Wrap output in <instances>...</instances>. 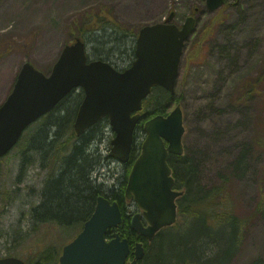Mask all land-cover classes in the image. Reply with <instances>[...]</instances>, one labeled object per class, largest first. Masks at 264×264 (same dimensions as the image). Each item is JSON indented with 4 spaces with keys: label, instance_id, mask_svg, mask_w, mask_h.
Listing matches in <instances>:
<instances>
[{
    "label": "rangeland",
    "instance_id": "rangeland-1",
    "mask_svg": "<svg viewBox=\"0 0 264 264\" xmlns=\"http://www.w3.org/2000/svg\"><path fill=\"white\" fill-rule=\"evenodd\" d=\"M96 11L110 16L125 30L136 31L165 20L170 13L171 22L177 25L189 15L195 18L194 31L180 59L175 93L165 103L168 112L176 105L181 108V158L195 167V181L191 192L184 183L175 182V188L183 191L177 200L182 212L170 230L161 231V244L154 248L158 235L146 241L149 251L161 250L159 255L168 261L171 257L198 259L200 251H191L190 243L207 231L209 223L217 221L212 219L215 216L221 219L216 222L214 238L221 243L219 259L223 261L235 224L226 215H232L239 222L241 235L227 264H264V83L253 81L262 75L264 66V0H225L213 11L206 0H0V103L25 61L48 75L63 47L74 42L80 25L87 22L86 27L89 15ZM199 39L202 53L193 56L191 49ZM84 40L90 58H101L118 70L134 60L128 48L130 40L126 52L114 55L108 52L109 46H93ZM246 81L249 84L244 89L252 83L254 87L240 99L244 90L237 87ZM63 105L71 106V102ZM41 122L30 125L18 146L0 159V257L36 260L47 245L59 257L63 245L81 229L35 224L31 219V209L41 201L46 170L36 158L20 164L24 139ZM106 123L98 124L101 138L96 146L101 159L92 175L102 185L101 194L119 191L126 184L129 168L108 156L113 132ZM144 137L143 130L136 129L137 147ZM172 159L175 169L177 161ZM126 203L135 208L130 201ZM205 215L211 216L209 222ZM214 258L205 250L197 264L221 261Z\"/></svg>",
    "mask_w": 264,
    "mask_h": 264
},
{
    "label": "water",
    "instance_id": "water-1",
    "mask_svg": "<svg viewBox=\"0 0 264 264\" xmlns=\"http://www.w3.org/2000/svg\"><path fill=\"white\" fill-rule=\"evenodd\" d=\"M223 3L224 0H206L210 11ZM172 16L170 13L166 21L139 29L134 60L123 71L103 60H89L79 38L63 47L48 75L29 62L24 63L13 90L0 106V157L16 144L30 123L79 87L83 98L73 122L75 133L81 135L106 117L114 133L108 155L127 163L142 101L156 86L174 93L185 41L195 27L193 16L180 26L169 23ZM143 130L145 139L131 165L125 196L133 198L142 211L131 217V229L150 241L161 228L172 226L177 219L176 200L182 191L173 188L174 178L167 162L169 154L181 155L184 151L180 106L176 105L166 116L158 114L146 120ZM121 222L118 203L99 195L81 231L62 247L58 264H126L129 243L117 231ZM107 231H111L110 238L106 237ZM143 255L144 247L137 242L128 264H137ZM0 264L26 263L8 256L0 258Z\"/></svg>",
    "mask_w": 264,
    "mask_h": 264
},
{
    "label": "trees",
    "instance_id": "trees-1",
    "mask_svg": "<svg viewBox=\"0 0 264 264\" xmlns=\"http://www.w3.org/2000/svg\"><path fill=\"white\" fill-rule=\"evenodd\" d=\"M88 19L89 23L86 27L83 26H85L87 22H83L79 27V36L81 37L84 34L81 38L87 39V43H91L93 46L98 44L99 47L109 46L110 51L108 52L112 55L126 52L129 48L131 55H133L134 40L137 37L138 31L125 30L119 26L116 21L112 20L110 16L98 11L90 14ZM129 40L131 42L126 49ZM200 41L201 39H199L191 49V55L196 56L202 53ZM93 48L94 47H92V49ZM92 52L94 53V50H92ZM253 81L256 83H264V66L262 75L258 76L257 79ZM248 84L249 82L246 81L237 87L244 90L240 99L252 93L251 88L254 87L252 86L254 83L244 89ZM172 98L173 95L162 87H155L150 97L143 101L141 118L138 121L136 129H142L144 121L154 115L167 114L166 104H168L167 102L171 101ZM81 99L82 92L74 94V91H71L58 103L53 112L41 118V125L36 127L35 131H32L28 138L24 139V148L22 151L24 158L20 166L36 158L40 162V166L46 170L45 179L40 191L41 201L30 211L31 219L35 224L53 223L62 228L64 226H80L81 228L83 222L87 220L93 212L96 197L101 194L102 185L97 184L92 177L101 159L96 146L101 138V129L98 127L100 121L80 136L75 134L72 126ZM67 101L71 102V106L63 105ZM103 122L106 123L107 121L103 120ZM136 129L134 136L136 134ZM137 152L138 147L133 143L130 159L126 164L127 166L130 167L132 161L137 156ZM174 158H176L177 161L174 169L176 176L175 182L177 185H179L180 182L184 183L187 189H189V192H191V187L195 181V167H193L190 161L185 157ZM170 163H173L172 158L170 159ZM128 171L129 168L127 169V173ZM124 187L125 183L121 185L119 191H113L103 195L111 201L116 200L122 207ZM217 191L218 190L213 193L214 196L218 193ZM181 212L182 207L180 206L178 214ZM122 213L123 222L119 227L120 235L126 237L130 243H133L134 240L139 239V236L130 229L129 218L125 216L124 210H122ZM262 214L264 216V213ZM226 216L235 223L234 226H232L233 229L230 231L231 237L227 243L229 250L227 251L226 257H224L223 261L219 259V252L222 246L220 241L214 238V232L217 227L216 222L221 219L214 216L212 219L217 221H214V224L209 223L207 231L199 234L190 243L189 249L191 251H196L197 253L200 251L198 259L201 258L202 252L205 250L212 253L215 257L214 259L221 260L215 262V264H227L232 257L239 243L241 228L237 218L232 215ZM197 217H200V215H197ZM203 218L209 222L211 216L205 215ZM163 232L158 233V240L155 241L154 248L155 244H161L162 240L160 239L163 236ZM145 246L146 256L144 258V264H194L199 261L198 259L183 260L178 257H174V259L171 257L172 261L170 259L168 261L166 257L162 258L159 255L161 250L156 251V249H154L153 252H151L146 244ZM53 253L51 247L47 245V247L40 252L38 259L26 261L28 264H57L58 256ZM58 253H60V251ZM206 264L208 263L206 262Z\"/></svg>",
    "mask_w": 264,
    "mask_h": 264
},
{
    "label": "flooded vegetation",
    "instance_id": "flooded-vegetation-1",
    "mask_svg": "<svg viewBox=\"0 0 264 264\" xmlns=\"http://www.w3.org/2000/svg\"><path fill=\"white\" fill-rule=\"evenodd\" d=\"M19 71H20V69L16 72V74H15V77H14V82H13V85H14V83H15V80H16V78H17V75H18V73H19ZM13 85H12V87H11V89L9 90V92H8V94L10 93V91L12 90V88H13ZM7 94V95H8ZM7 97V96H6ZM4 101V100H3ZM2 101V102H3ZM1 102V103H2ZM0 103V104H1ZM174 157H182V156H176V155H173V154H171V155H169V160H168V163H169V166L171 167V169H172V175H173V177H174V179H175V174H174V168H173V166H172V164L170 163V159L171 158H174ZM174 187H175V183H174ZM126 201H130L131 203H133L134 204V202H133V200L132 199H127L126 198V196H125V194L123 195V198H122V203H123V205H122V210H124V214H125V216H127L128 218H130V216H132V215H134L135 213H140L141 214V210L135 205V208L134 209H131L130 208V205L129 204H127L126 203ZM141 220H142V222H143V224L144 225H146V222L141 218ZM119 227L120 226H118V228H117V230H119ZM131 229V228H130ZM166 228H164V229H162V230H165ZM132 230V229H131ZM161 230V231H162ZM133 231V230H132ZM134 232V231H133ZM159 233V232H158ZM158 233L152 238V240L151 241H153L154 239H155V237L158 235ZM137 235V234H136ZM137 236H139V239L137 240H134L133 241V243L131 242H129V245H130V248H129V253H128V259H127V261L129 262V261H131L132 259H133V251H134V246H135V244L140 240L141 242H143V247L144 248H146V246H145V244L147 245V242H149V241H147V239H145V238H143V237H141L140 235H137ZM147 241V242H146ZM145 250V249H144Z\"/></svg>",
    "mask_w": 264,
    "mask_h": 264
},
{
    "label": "bare ground",
    "instance_id": "bare-ground-1",
    "mask_svg": "<svg viewBox=\"0 0 264 264\" xmlns=\"http://www.w3.org/2000/svg\"><path fill=\"white\" fill-rule=\"evenodd\" d=\"M264 213V212H263ZM140 241V240H139ZM142 243V245H143V242H141ZM148 246V245H147ZM145 250H144V255H143V258H141V259H139L138 260V262H137V264H144V258H145V256H146V248H144ZM198 260H200V258L198 259ZM206 260H209V257H207L206 258ZM199 262V261H198ZM198 262H196V263H194V264H197Z\"/></svg>",
    "mask_w": 264,
    "mask_h": 264
}]
</instances>
